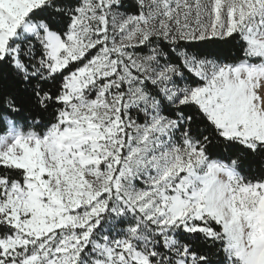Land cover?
<instances>
[{
    "label": "snow or ice",
    "instance_id": "6c2138e0",
    "mask_svg": "<svg viewBox=\"0 0 264 264\" xmlns=\"http://www.w3.org/2000/svg\"><path fill=\"white\" fill-rule=\"evenodd\" d=\"M0 264H264V0H0Z\"/></svg>",
    "mask_w": 264,
    "mask_h": 264
}]
</instances>
